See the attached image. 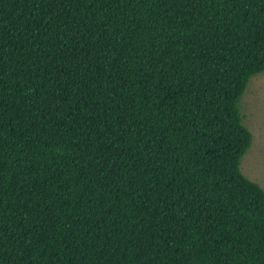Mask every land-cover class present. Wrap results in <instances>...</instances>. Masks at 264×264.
Returning a JSON list of instances; mask_svg holds the SVG:
<instances>
[{"label": "trees", "instance_id": "obj_1", "mask_svg": "<svg viewBox=\"0 0 264 264\" xmlns=\"http://www.w3.org/2000/svg\"><path fill=\"white\" fill-rule=\"evenodd\" d=\"M261 74L264 0H0V264H264Z\"/></svg>", "mask_w": 264, "mask_h": 264}, {"label": "rangeland", "instance_id": "obj_2", "mask_svg": "<svg viewBox=\"0 0 264 264\" xmlns=\"http://www.w3.org/2000/svg\"><path fill=\"white\" fill-rule=\"evenodd\" d=\"M245 125L253 144L244 156L242 173L264 189V74L254 77L241 99Z\"/></svg>", "mask_w": 264, "mask_h": 264}]
</instances>
